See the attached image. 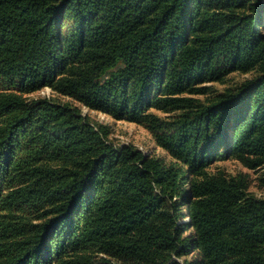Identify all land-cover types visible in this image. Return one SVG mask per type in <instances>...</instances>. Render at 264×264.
<instances>
[{"label":"trees","instance_id":"16d2710c","mask_svg":"<svg viewBox=\"0 0 264 264\" xmlns=\"http://www.w3.org/2000/svg\"><path fill=\"white\" fill-rule=\"evenodd\" d=\"M45 87L172 161L25 97ZM227 159L264 166V0H0V264H264V198Z\"/></svg>","mask_w":264,"mask_h":264},{"label":"rangeland","instance_id":"374dc122","mask_svg":"<svg viewBox=\"0 0 264 264\" xmlns=\"http://www.w3.org/2000/svg\"><path fill=\"white\" fill-rule=\"evenodd\" d=\"M251 73L243 74L234 72L229 74L224 80L220 82L210 83L208 86L213 88V92L220 93L227 88L235 87L243 80L250 78ZM28 100H37L42 98H48L60 103H69L73 107L79 108L83 116L88 117L93 123L108 125L111 130L109 140L116 146L122 147L123 145H132L136 149L140 150L143 155H150L152 157H161L166 163L172 161V158L157 145L152 133L142 125L132 123L126 120L118 121L113 119L110 115L91 110L80 102L72 99L71 97L56 93L50 87H45L33 93L25 94ZM198 98L205 99V97ZM162 117H166L169 114L162 112H156ZM210 172L223 171L227 175H246L250 182V192L255 194L259 198H264V188L261 186L264 176V166L255 170L246 168L242 163L236 159H227L214 162L209 168ZM187 222V219L184 220ZM187 236H191V231L187 232ZM199 251L186 252L180 257H176L181 264H188L194 260L199 259ZM102 253H95L93 256L94 262H101L102 258H106ZM111 262H114V258L107 257ZM115 263V262H114ZM100 264V263H99Z\"/></svg>","mask_w":264,"mask_h":264}]
</instances>
